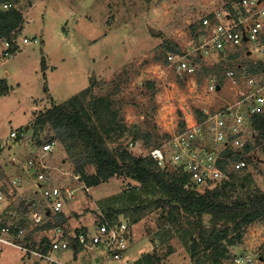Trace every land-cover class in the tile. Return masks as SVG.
Wrapping results in <instances>:
<instances>
[{
  "label": "rangeland",
  "instance_id": "374dc122",
  "mask_svg": "<svg viewBox=\"0 0 264 264\" xmlns=\"http://www.w3.org/2000/svg\"><path fill=\"white\" fill-rule=\"evenodd\" d=\"M231 2L239 0H17L14 6L22 11L24 20L15 31L19 47L12 57L4 56L0 41V80L8 87L4 93L0 90V187L3 185L9 196L11 191L18 190L10 185L11 180L19 178L26 201H39V194L31 187V175L23 169L20 160L38 152L43 141L55 137L49 123L37 122L43 112L70 101L85 88L111 100L113 108L127 123L128 138L152 135L149 146L144 136L132 145L125 141L137 156L149 155L152 147L163 145L180 130L181 121L187 126L198 120V110L213 112L232 103L237 89L228 79L227 70L236 66L235 61L252 59L245 49L257 53L255 43L245 42L239 49L241 52L233 48L235 52L214 53L198 59L199 51L194 48L199 40L192 33V25L207 12ZM2 8L7 9L3 5ZM24 37H38L40 42L25 44ZM168 45H177L181 52H188L190 60L197 62V71L178 70L169 57V63L165 64V56L171 54ZM234 53L239 55L233 56ZM221 75L222 89L210 91V78L218 79ZM81 102L86 100L82 98ZM91 122L98 126L94 119ZM12 130L24 131V139L13 140ZM250 131L249 140L252 127ZM56 140V149L45 161L54 183L76 188L75 198L66 201L63 208L72 216L69 224L72 231L91 226L108 208H127L126 214L119 217L127 219L132 230L128 250L131 263L145 253L156 252L162 257L158 264H203L200 262L203 248L193 256L191 245L198 238L194 224L211 225L213 219L209 214L200 219L183 213L171 223L166 211L154 203L136 212L135 206L146 205L163 194L153 183L142 184L127 173L117 174L86 191L84 182L75 174L74 158ZM253 143L255 148L245 156L246 168L234 173L238 183L248 184L237 195L258 188L264 191V140ZM104 145L112 149L118 142L104 139ZM81 149L78 145L74 153ZM155 164L166 172L175 169L171 161ZM95 171L94 165L87 166L89 174ZM206 186L198 189L203 191ZM20 199L21 196L16 201ZM7 203L0 200V214ZM25 207L23 204L21 212H25ZM24 222L26 235L38 226L30 219ZM44 237L54 240L57 233L36 230L25 241L32 247L34 240L38 243L36 249H41L38 246H44L40 244ZM229 248L231 257L219 264H264V221L249 225L242 243ZM77 249L80 250L75 252L74 247L66 248L55 256L68 264H79L76 253L86 264L106 261L107 251L102 247L80 245ZM240 257L251 261L239 263ZM37 263L52 264L30 251L0 241V264ZM211 263L206 255L205 264ZM110 264L117 263L111 260Z\"/></svg>",
  "mask_w": 264,
  "mask_h": 264
},
{
  "label": "built area",
  "instance_id": "2783aa9c",
  "mask_svg": "<svg viewBox=\"0 0 264 264\" xmlns=\"http://www.w3.org/2000/svg\"><path fill=\"white\" fill-rule=\"evenodd\" d=\"M231 5L232 9L226 6L209 11L201 17L199 44L194 50L199 51L200 57L214 53L228 54L235 52L233 48L239 50L245 46V42L250 41L255 43L258 52L245 49L252 56V59L247 60L254 64L264 63V0H239ZM3 6L14 7L12 3ZM11 35L10 39L6 37L0 40L6 57H12L19 47L14 37L16 32ZM39 42L38 37L23 38L25 44ZM168 57L178 70L195 73L198 69L197 62L190 60L188 52L171 53ZM227 77L237 89L232 103L228 102L213 112L204 110V118L188 124L163 145L150 150L149 155L159 165L171 161L175 168L188 173L190 182L187 187L222 181L228 178L229 170L239 171L247 166V160L236 158L235 153L250 141L248 136L253 117L264 112V74L252 72L249 63L241 60L227 70ZM217 85V77L212 76L209 90L218 91ZM11 137L13 140H22L25 132L12 130ZM57 143L56 139L45 140L40 144L38 152L20 160L23 169L31 175V187L39 194V201H26L23 190H20L19 178H13L10 184L13 189L15 185L19 191H11L9 196L3 185L0 187V200L8 201L0 214V241L30 251L52 264H68L55 255L63 249L80 245L104 248L107 251L104 264H110L111 260L117 264H132L127 256L132 239L130 223L127 219L110 217L105 211L91 226H86L79 233L73 230L69 236H65L61 228L56 229L57 238L51 240L47 251L29 247L24 242L26 229L21 221L30 219L35 224H41L50 214L63 211L66 201L76 196V188L62 187L54 183L50 176L45 158L56 149ZM83 188L89 191L91 187L84 183ZM20 196L21 199L16 201ZM23 204H26L25 212H21ZM72 239H76L77 243ZM245 261L250 262L251 259H237L239 263Z\"/></svg>",
  "mask_w": 264,
  "mask_h": 264
},
{
  "label": "trees",
  "instance_id": "16d2710c",
  "mask_svg": "<svg viewBox=\"0 0 264 264\" xmlns=\"http://www.w3.org/2000/svg\"><path fill=\"white\" fill-rule=\"evenodd\" d=\"M15 2L17 0H0V40L6 37L10 39L13 36L12 32L19 30V26L24 20L22 11L15 6L1 9L5 3L15 5ZM231 3L227 5L229 9H232ZM200 29L201 19L192 25V33L197 40L200 39ZM167 49L174 54L182 53L181 47L177 45L175 47L168 45ZM238 55V53L233 54L236 57ZM199 58L202 57L199 56ZM156 60L162 61L160 57H156ZM163 62L169 63L168 55L165 56ZM243 62L249 63L252 72L264 74V63L254 64L249 60H243ZM223 79L222 75L218 76L220 84L223 83ZM0 90L2 93L8 90L5 81L0 80ZM80 93L70 101L56 104L44 111L37 122L42 125L49 123L54 129L55 137L48 140L59 139L65 150L74 158L75 174L87 186H96L117 174L127 173L142 184L153 183L163 194L146 205L135 206L134 211L140 212L149 204L154 203L157 208L166 211L168 221L171 223L179 220L183 213L197 215L200 219L204 214H209L213 219L211 225L204 226L201 222L194 224L198 238L194 239L191 245L193 256L203 248L204 257L200 259L203 264H205L206 255L209 262H212L211 264H219L224 259L230 258L229 246L242 243L249 225L257 220L264 221V191L258 188L245 195H237L239 189H246L248 184L246 182L238 183L235 171L229 172L227 179L210 182L203 191L198 189L200 185L187 187L186 185L190 182L188 173L178 168L167 172L160 170L155 166L156 161L152 156H137L129 149V146L124 144L128 140V144L132 145V143L141 140V136L144 134H141L140 137L135 135L131 139L127 137L129 136L127 123L123 117L119 116V111L113 108L111 100L107 96H96L89 88H85ZM82 98L86 100L85 103L81 102ZM204 116L205 113L198 110V117L202 119ZM93 119L96 123L99 122L98 126L92 124L91 120ZM180 126V130H183L185 122L181 121ZM252 128L251 140L244 145L241 151L235 153L236 158L246 159L245 156L255 148L253 142L264 140V112L253 117ZM144 137L147 146H149L152 135L147 133ZM104 139L118 142V145L109 149L104 145ZM78 145H81L82 149L78 153H74ZM88 165L95 166V173L87 172ZM211 184L214 185L213 188L210 187ZM127 211V208H108L106 213L110 217L117 218L121 214H126ZM24 221L21 222L25 226L26 222ZM70 221H72V216L64 210L57 214H50L43 223L36 224L38 226L25 236L24 242L29 245L25 240L31 239V235L36 230L61 228L65 236H69L72 232ZM82 230L83 227H79L74 231L79 233ZM72 240L77 243L76 239ZM32 242V247L36 248L38 243L34 240ZM42 243L44 246L39 245L38 248L47 251L51 240L44 237L40 244ZM168 252L171 253L172 249ZM161 259L162 257L156 252H148L141 255L132 264H158Z\"/></svg>",
  "mask_w": 264,
  "mask_h": 264
},
{
  "label": "crops",
  "instance_id": "0c3cea01",
  "mask_svg": "<svg viewBox=\"0 0 264 264\" xmlns=\"http://www.w3.org/2000/svg\"><path fill=\"white\" fill-rule=\"evenodd\" d=\"M210 81V80H209ZM79 224V223H78ZM79 226V225H78ZM87 225H84L83 226V229L86 227ZM78 248V247H77ZM77 248H75L76 249V251L77 250H80V249H77ZM79 252V251H78ZM76 258H77V262H79V264H86V261L84 260V259H81L80 257H79V255H78V253H76ZM127 256L129 257V255H128V253H127ZM37 264H39V263H37Z\"/></svg>",
  "mask_w": 264,
  "mask_h": 264
},
{
  "label": "water",
  "instance_id": "95a60500",
  "mask_svg": "<svg viewBox=\"0 0 264 264\" xmlns=\"http://www.w3.org/2000/svg\"><path fill=\"white\" fill-rule=\"evenodd\" d=\"M217 89H218V90L222 89V85H221V84H218V85H217Z\"/></svg>",
  "mask_w": 264,
  "mask_h": 264
}]
</instances>
